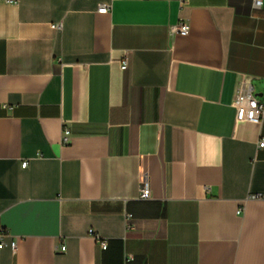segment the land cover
I'll list each match as a JSON object with an SVG mask.
<instances>
[{"label": "crops", "instance_id": "0c3cea01", "mask_svg": "<svg viewBox=\"0 0 264 264\" xmlns=\"http://www.w3.org/2000/svg\"><path fill=\"white\" fill-rule=\"evenodd\" d=\"M246 78L264 0L0 1V264H264Z\"/></svg>", "mask_w": 264, "mask_h": 264}, {"label": "built area", "instance_id": "2783aa9c", "mask_svg": "<svg viewBox=\"0 0 264 264\" xmlns=\"http://www.w3.org/2000/svg\"><path fill=\"white\" fill-rule=\"evenodd\" d=\"M4 1L6 3L10 4H16L17 0H0ZM254 6L257 8H260L263 5V0H253ZM110 11V6L102 5L98 9V13L100 14H106ZM172 33H179L183 36L188 35L189 33V25L187 24H180L178 26H175L172 28ZM127 68V62L124 61L122 63L121 69L125 70ZM233 107L235 109L236 115L235 119L237 123L242 122H249L253 124L260 125L264 121V99L260 100L258 99L253 90L252 86L250 84V80L248 78L244 79L241 82V85L236 91L235 98L233 101ZM65 137H64V143L69 142V135L70 131L68 129L65 130ZM264 147V141H260L259 148ZM28 165L27 162H24L22 164L23 168H26ZM141 200L148 201L151 199V190L150 188L145 185L141 189L140 197ZM253 198H260L259 195L254 196ZM238 213H241V209L238 211ZM130 216H128L129 218ZM89 234L96 239V241L101 245L102 249L105 250L107 248V241L100 239L99 236L94 234L93 230L89 231ZM65 247L61 248V251H64ZM134 263V257L131 255H127L124 260V264H133Z\"/></svg>", "mask_w": 264, "mask_h": 264}]
</instances>
